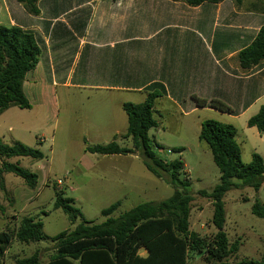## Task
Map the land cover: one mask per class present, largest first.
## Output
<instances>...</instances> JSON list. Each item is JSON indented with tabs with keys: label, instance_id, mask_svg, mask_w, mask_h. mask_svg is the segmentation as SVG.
I'll return each instance as SVG.
<instances>
[{
	"label": "rangeland",
	"instance_id": "rangeland-1",
	"mask_svg": "<svg viewBox=\"0 0 264 264\" xmlns=\"http://www.w3.org/2000/svg\"><path fill=\"white\" fill-rule=\"evenodd\" d=\"M139 6L138 11L134 8L129 14L128 33L116 32L113 36L108 33L88 34L87 40L94 41L81 47L78 56L72 55L63 67L59 87H44L42 94H27L30 109L12 107L0 115V139L5 144L22 143L43 154V159L38 162L30 158L0 159V168L3 163L18 164L37 176L33 188L14 174L0 176V231L16 232L22 219L34 218L43 223L45 235L39 243L24 244L14 239L5 254L4 264H18V260L36 252L45 264L56 253L55 236L73 231L82 222L90 225L103 223L106 218L101 212L112 204L121 202L112 215L118 218L140 204L157 203L175 194V189L165 179H159L147 170L138 154L112 157L86 152L87 145H107L114 140L122 147L133 148L131 138H122L127 125L118 121L120 101L142 104L150 92L163 94L162 84L148 83L154 80L156 68L175 56L170 52L171 47L212 45L209 34L197 24L196 17L191 15L188 19L183 17L176 21L163 14L162 9H153L152 3ZM1 13L6 15L3 8ZM2 26L11 27L8 22ZM122 39L126 40L121 42ZM111 41L118 42L112 46ZM93 42L97 44L93 45ZM111 54L115 56L112 74L116 69L126 67L129 77L135 78V74H139L137 78L141 82L123 85H148L145 91L116 93L92 89V85H116L106 82L107 76L104 77L109 70L107 64H111L108 62ZM182 55L181 60L191 59L190 52ZM209 66L212 68L211 64ZM64 81L70 85L63 86ZM181 85L188 87L190 84ZM191 95L180 94L182 110L165 99L159 100L155 105L159 126L151 129L149 136L157 157L168 162H184L185 177L190 178L195 197L190 231L209 241L217 232L212 224L214 207L211 199L198 193L202 190L211 193L219 184L221 174L209 146L199 138L202 123L216 120L234 125L238 129L237 141L244 164L252 161L253 153L264 159V136L257 129L248 131L244 117L233 120L209 107L198 108ZM212 95L217 94H198V97L211 100L208 96ZM56 192L73 199L82 217L74 222L57 209ZM257 200L264 207V184L258 192L252 187L233 188L224 197L225 230L230 245L238 243L237 252L227 259L228 264L260 260L264 255V218L252 212ZM140 254L145 256L146 252L141 250ZM205 256V253L190 251L189 264H217L208 262Z\"/></svg>",
	"mask_w": 264,
	"mask_h": 264
},
{
	"label": "trees",
	"instance_id": "trees-1",
	"mask_svg": "<svg viewBox=\"0 0 264 264\" xmlns=\"http://www.w3.org/2000/svg\"><path fill=\"white\" fill-rule=\"evenodd\" d=\"M18 1L29 13L39 15L38 0ZM173 1H183L197 7L205 2L220 3L225 0ZM234 1L237 4L244 2ZM253 7L264 13V0H255ZM41 54V47L32 32L15 26H0V115L12 107L31 108L23 86L26 75L40 63ZM238 60L243 69H251L264 61V26L253 43L239 53ZM161 96L160 92L154 91L147 95L142 104H124L128 129L122 138H131L133 148L122 147L114 140L107 145H87L86 152L102 156L138 154L147 170L155 177L165 179L175 189V194L157 203L140 204L118 218L112 215L121 202L112 204L101 212L106 218L103 223L90 225L82 222L73 231L55 236L56 253L45 264H189L190 251L205 253L208 262L228 264L227 259L237 252L238 243L230 245L225 230L224 197L233 188L252 187L258 192L264 184V159L260 154L253 153L252 161L244 164L242 149L236 139L237 128L216 120L203 122L199 138L209 146L221 177L211 193L202 190L198 194L212 200V224L217 232L209 241L191 232L190 217L195 197L190 178L185 177V164L182 160L168 162L157 157L149 136L150 130L159 126L154 106ZM193 100L198 108L209 107L227 114L233 112L227 103L218 99L193 96ZM248 126L255 127L264 136V105L249 119ZM12 158H30L38 162L43 159V154L39 149L22 143L8 145L0 139V159ZM2 174H14L32 188L37 183L36 174L18 164L3 163L0 176ZM55 207L61 209L71 221L82 217L73 199L65 197L62 192H56ZM252 212L264 218V207L260 200L254 203ZM43 230L42 222L24 218L16 232L0 231V264H4L5 254L14 239L24 244L39 243L45 239ZM141 250L146 252L145 256L140 254ZM17 263L43 264L38 252ZM235 264H264V255L260 260H243Z\"/></svg>",
	"mask_w": 264,
	"mask_h": 264
},
{
	"label": "crops",
	"instance_id": "crops-1",
	"mask_svg": "<svg viewBox=\"0 0 264 264\" xmlns=\"http://www.w3.org/2000/svg\"><path fill=\"white\" fill-rule=\"evenodd\" d=\"M147 3H152L153 9H162L163 14L172 16L176 21L183 17L188 19L191 15L196 17L197 24L202 30L205 29L212 41L211 47L207 45L209 49L202 44L171 47L170 52L175 56L159 65L154 80L148 83L162 84L163 94L156 103L165 99L173 107L182 110L180 94H192L191 99L193 96L198 97V94H217L208 97L227 103L233 112L227 114L216 110V113L233 120L244 117L248 126L249 119L264 105V61L251 69H243L238 60L239 53L253 43L264 26V13L253 7L255 0H244L242 4L234 0L205 2L197 7L173 0H38L39 15L29 13L18 0H0V26L8 22L10 26L32 32L42 50L40 63L26 75L23 86L26 97L29 98L27 94H42L44 87H59L63 79V67L72 55L75 53L78 56L81 47L94 41L87 40L88 34L108 33L113 36L116 32L128 33L130 12L134 8L138 11L141 8L139 5ZM2 8L6 15L1 13ZM209 16H212L211 20ZM123 40L126 39L121 42ZM117 42L111 41L110 44L115 46ZM188 52L191 53V59L181 60L184 57L182 54ZM114 58L113 54L109 55L108 62L111 64H107L109 70L104 77L107 76L106 82L116 85H92V89L116 93L145 91L148 85L144 86L145 89L142 85H123L141 82L137 78L139 74L130 78L126 67L122 66L112 74ZM64 82L63 86L70 85L68 81ZM182 83L190 85L186 87ZM222 94L227 95L224 97ZM124 104L125 101L121 100L118 105V121L127 125L124 129L127 133L128 116L123 109ZM154 110L156 115L155 106ZM253 129L256 128H247L250 132ZM116 130L122 132L121 129Z\"/></svg>",
	"mask_w": 264,
	"mask_h": 264
},
{
	"label": "built area",
	"instance_id": "built-area-1",
	"mask_svg": "<svg viewBox=\"0 0 264 264\" xmlns=\"http://www.w3.org/2000/svg\"><path fill=\"white\" fill-rule=\"evenodd\" d=\"M62 181H59V183L61 184Z\"/></svg>",
	"mask_w": 264,
	"mask_h": 264
}]
</instances>
